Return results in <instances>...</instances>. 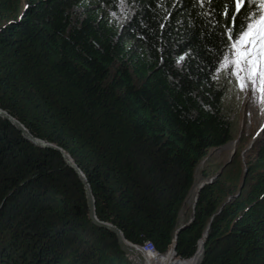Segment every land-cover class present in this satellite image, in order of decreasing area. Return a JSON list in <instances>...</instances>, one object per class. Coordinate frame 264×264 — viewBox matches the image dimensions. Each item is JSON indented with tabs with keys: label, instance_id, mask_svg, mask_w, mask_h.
<instances>
[{
	"label": "trees",
	"instance_id": "trees-1",
	"mask_svg": "<svg viewBox=\"0 0 264 264\" xmlns=\"http://www.w3.org/2000/svg\"><path fill=\"white\" fill-rule=\"evenodd\" d=\"M252 7L234 24L232 0H0V109L71 156L101 222L168 254L200 165L234 141L219 73ZM242 152L200 190L174 264L205 236L198 264H264V131ZM0 235V264H132L62 154L2 117Z\"/></svg>",
	"mask_w": 264,
	"mask_h": 264
},
{
	"label": "rangeland",
	"instance_id": "rangeland-1",
	"mask_svg": "<svg viewBox=\"0 0 264 264\" xmlns=\"http://www.w3.org/2000/svg\"><path fill=\"white\" fill-rule=\"evenodd\" d=\"M219 77L220 80L227 86L228 89L226 108L229 111V115L232 121L234 122V131H233L234 141L223 146L222 148L210 150L207 158L202 162V164L200 165L197 171V180L199 182L201 181V183H203V181L201 180V178L203 177V171H206L208 174H210V178L212 177L214 178L218 174L220 167L223 164H225L233 156V154H235L238 147H240L243 151L241 158L243 160L245 167H247L246 165L247 156H245V152L246 150H250L249 148L250 146H252L251 145L252 142L255 144L256 142L259 141V139H261L264 131V130L262 132L260 131L262 125L259 128L260 122L264 119L263 116L264 98L260 95L249 98L246 92L247 90L245 89L242 91L238 85L236 77L229 74V68L221 67ZM243 132H244V139L242 143H240L239 140ZM198 190H199V185H197L194 188L193 195H191V197L188 199L182 211L179 225L186 224V222L192 216L193 206L195 204L196 193ZM1 240L2 238L0 239V247H2ZM133 246L139 248V246L136 245ZM10 248L11 251H13V253L17 252V250L14 249V245H11ZM154 256L157 255L148 254L147 260L136 259L135 261L138 264H151V259ZM158 256L161 255L159 254ZM21 259L22 258H19V260ZM128 259L130 261L134 260L133 257H130Z\"/></svg>",
	"mask_w": 264,
	"mask_h": 264
},
{
	"label": "snow or ice",
	"instance_id": "snow-or-ice-1",
	"mask_svg": "<svg viewBox=\"0 0 264 264\" xmlns=\"http://www.w3.org/2000/svg\"><path fill=\"white\" fill-rule=\"evenodd\" d=\"M121 5L124 0H120ZM211 4L212 0H200L201 6ZM242 6L246 12L247 23L235 32L228 30V50L230 55H223L221 67L229 68V74L236 77L241 90L249 87L255 94L264 91V0H232L231 14L225 9V15L238 24ZM115 15V13H113ZM180 59H183L181 57Z\"/></svg>",
	"mask_w": 264,
	"mask_h": 264
},
{
	"label": "water",
	"instance_id": "water-1",
	"mask_svg": "<svg viewBox=\"0 0 264 264\" xmlns=\"http://www.w3.org/2000/svg\"><path fill=\"white\" fill-rule=\"evenodd\" d=\"M0 117L4 118L5 120H8L9 122H11L13 124V126H15L19 131H21L22 133V136L30 141L31 143H33L34 145L40 147V148H50V149H54V150H57L59 151L62 156H63V159L64 161L72 168L75 170V172L77 173V175L79 176V179L82 181L83 185H84V188H85V192H86V197H87V202H88V209H89V219L91 220V222H93V224H95L97 227L99 228H103V229H106L108 231H110L111 233H113L114 235H116L117 237V240H118V244H119V247L120 249L122 250V252H124L126 254V256L128 258L130 257H133L134 260H131L132 264H137V262L135 261V256L132 252H129L127 249H126V244H132L130 243L124 236V234L122 233V231L120 229H118L116 226H114L113 224H110V223H105V222H101L97 216H96V209H95V198L93 196V193H92V190L90 188V185L85 177V175L82 173V171L80 170V168L76 165V163L74 162V160L71 158V156L65 151L63 150L62 148L54 145V144H51V143H48V142H45V141H42L38 138H35L30 132L29 130L23 125L21 124L18 120H16L15 118H13L11 115H9L7 112L3 111L0 109ZM264 130V121H263V124H262V127L260 129V131L262 132ZM252 146H250L249 149H251L254 145V143L252 142L251 144ZM248 150H246L247 152ZM245 152V153H246ZM234 155V154H233ZM232 158V157H231ZM230 158V160H231ZM246 177V176H245ZM216 179V177L212 178L209 182H206L204 181L203 183L199 184V190L197 191L196 193V198H195V204L193 206V209H195V205L198 201V197H199V192L200 190L206 185V184H210L212 183L214 180ZM193 221V219H191L188 223L186 224H183L179 227V229L177 230L176 232V238L174 240V243L172 245V250H173V253L175 254L176 256V245H177V238L179 236V234L181 233V231H183L186 227H188V225ZM205 239H206V236L205 238L201 241L202 243V255H203V251H204V246H205ZM134 245V244H132ZM137 246V245H136ZM198 253V252H197ZM196 253V254H197ZM196 256V255H195ZM198 264V263H197Z\"/></svg>",
	"mask_w": 264,
	"mask_h": 264
},
{
	"label": "bare ground",
	"instance_id": "bare-ground-1",
	"mask_svg": "<svg viewBox=\"0 0 264 264\" xmlns=\"http://www.w3.org/2000/svg\"><path fill=\"white\" fill-rule=\"evenodd\" d=\"M247 91V95L249 98H252L254 96H262L264 98V91H257L255 94L253 93V91L251 90V88L249 87L248 89H246ZM263 116H264V110H263ZM264 120V119H263ZM263 120L260 122V126L259 128L261 127V125L263 124ZM259 123V122H258ZM259 128H258V131H259ZM132 245V244H131ZM126 249L129 251V252H132L135 256V259H139V260H147L148 258V254L145 253L143 250H141L140 248L138 247H135V246H127L126 245ZM202 245H201V248L199 249V252L197 254V256L189 261H186V262H183L181 264H197L201 257H202ZM153 255H157V256H154L152 259H151V264H174L173 263V258H175V254L173 253V250L171 251V253L165 255V256H158L159 254H153ZM138 264V263H137Z\"/></svg>",
	"mask_w": 264,
	"mask_h": 264
},
{
	"label": "built area",
	"instance_id": "built-area-1",
	"mask_svg": "<svg viewBox=\"0 0 264 264\" xmlns=\"http://www.w3.org/2000/svg\"><path fill=\"white\" fill-rule=\"evenodd\" d=\"M139 248H141V250L149 254H159L155 245L152 242H146L145 244L139 246Z\"/></svg>",
	"mask_w": 264,
	"mask_h": 264
}]
</instances>
